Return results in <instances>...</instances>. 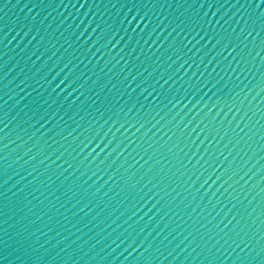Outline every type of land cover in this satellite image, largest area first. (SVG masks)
Returning a JSON list of instances; mask_svg holds the SVG:
<instances>
[{
  "label": "water",
  "instance_id": "1",
  "mask_svg": "<svg viewBox=\"0 0 264 264\" xmlns=\"http://www.w3.org/2000/svg\"><path fill=\"white\" fill-rule=\"evenodd\" d=\"M0 264H264V0H0Z\"/></svg>",
  "mask_w": 264,
  "mask_h": 264
}]
</instances>
